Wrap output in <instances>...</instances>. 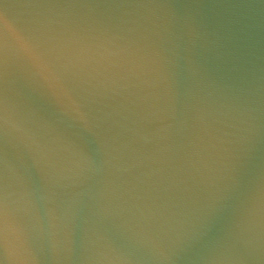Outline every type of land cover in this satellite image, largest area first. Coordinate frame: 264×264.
<instances>
[{"label": "water", "instance_id": "95a60500", "mask_svg": "<svg viewBox=\"0 0 264 264\" xmlns=\"http://www.w3.org/2000/svg\"><path fill=\"white\" fill-rule=\"evenodd\" d=\"M0 264H264V0H0Z\"/></svg>", "mask_w": 264, "mask_h": 264}]
</instances>
